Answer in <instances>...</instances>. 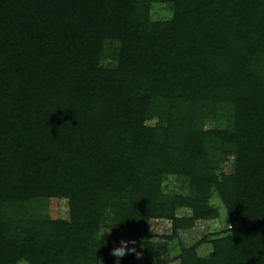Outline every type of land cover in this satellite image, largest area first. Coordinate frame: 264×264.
Segmentation results:
<instances>
[{
  "label": "trees",
  "instance_id": "16d2710c",
  "mask_svg": "<svg viewBox=\"0 0 264 264\" xmlns=\"http://www.w3.org/2000/svg\"><path fill=\"white\" fill-rule=\"evenodd\" d=\"M173 1L152 20L151 0H0V264H170L221 215L213 190L231 228L179 264H264V0ZM169 175L189 192L165 193Z\"/></svg>",
  "mask_w": 264,
  "mask_h": 264
},
{
  "label": "rangeland",
  "instance_id": "374dc122",
  "mask_svg": "<svg viewBox=\"0 0 264 264\" xmlns=\"http://www.w3.org/2000/svg\"><path fill=\"white\" fill-rule=\"evenodd\" d=\"M151 18L152 20H167L171 19L175 12L174 1L173 0H151ZM117 44L112 43L111 46L107 44L108 53L102 63L104 65L114 66L117 63L115 59V48ZM115 57V58H114ZM148 124L153 125L155 123V119H150L147 121ZM225 126L224 121H210L207 123L208 128L212 127H221ZM222 169L225 171L232 170L233 166L230 161H226L222 163ZM164 191L165 193L174 194V193H182L187 194L189 192V183L188 180L183 177L176 175H169L164 181ZM43 205V213L46 215H50L53 217H68V205L67 200L62 198H48L46 199ZM209 203L211 206L218 208L221 212V215L217 218L207 219L197 222V229L191 231L190 233L181 234L180 237L175 238L168 245L169 251L166 253L168 256H172V262L170 264H179L178 256L181 253V250L184 246H191L193 243L198 241L204 232H200L204 230L206 232H214L215 234H227L228 230L231 228V223L226 213V209L224 207L223 200L217 190H213L210 196ZM158 226H169L170 221L167 220H156L154 221ZM100 237L105 240V242H123L127 238V230L119 229L116 235H113L111 230L103 229L100 232ZM212 249V245L210 243H205L200 247L201 254H207ZM126 264H139L144 261L145 256L139 251L135 252L134 255H131L128 251L126 252ZM20 264H29L25 260H22Z\"/></svg>",
  "mask_w": 264,
  "mask_h": 264
},
{
  "label": "clouds",
  "instance_id": "9594fccd",
  "mask_svg": "<svg viewBox=\"0 0 264 264\" xmlns=\"http://www.w3.org/2000/svg\"><path fill=\"white\" fill-rule=\"evenodd\" d=\"M126 251H127V248L125 246L116 247L113 250V255L119 258V257H122ZM117 264H119V260L117 261Z\"/></svg>",
  "mask_w": 264,
  "mask_h": 264
}]
</instances>
